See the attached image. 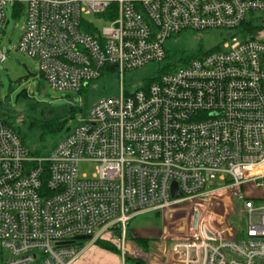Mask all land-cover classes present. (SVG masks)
I'll use <instances>...</instances> for the list:
<instances>
[{
	"label": "built area",
	"instance_id": "obj_1",
	"mask_svg": "<svg viewBox=\"0 0 264 264\" xmlns=\"http://www.w3.org/2000/svg\"><path fill=\"white\" fill-rule=\"evenodd\" d=\"M10 2L25 10L15 50L36 61L51 90L80 91L103 72L119 76L120 90L40 154L0 118V264H71L105 234L123 257L133 218L186 202L198 218L187 241L173 245L175 262L264 264V193H242L251 182L264 191V27L254 38L239 30L253 13L264 19V0H0V39ZM89 13L108 25L97 30L83 19ZM187 29L245 36L168 64L126 92L123 73L162 61L164 40ZM81 161L94 163L91 177L78 175ZM172 182L180 195L171 196ZM217 190L239 205L242 225L203 222Z\"/></svg>",
	"mask_w": 264,
	"mask_h": 264
},
{
	"label": "rangeland",
	"instance_id": "obj_2",
	"mask_svg": "<svg viewBox=\"0 0 264 264\" xmlns=\"http://www.w3.org/2000/svg\"><path fill=\"white\" fill-rule=\"evenodd\" d=\"M5 14L8 22L2 28L0 39L1 50L5 53V60L0 63V118L5 119L18 130L25 146L30 151H34L40 147L41 143L39 140L40 131L37 128L28 127L27 123L28 116L40 117V107L33 109V103L38 102L41 106L53 108L75 104L83 107L88 113L90 107L96 102L118 95L120 90L119 76L116 73L103 72L98 78L84 83L80 91L55 92L51 90L38 75L36 61L15 50L25 21V10H18L17 5L10 2L6 6ZM83 19L99 31L108 25V21L93 13L83 15ZM233 36L236 39H242L245 35L234 29L199 31L187 29L173 34L166 38L163 43L167 53L166 58L162 61H149L140 67L125 71L122 75L123 88L126 92H130L142 85L144 80L157 76L158 72L166 65L175 63L181 58L222 48L223 42L230 41ZM60 138L61 136L55 137L51 141L52 144ZM51 142L48 144V149ZM94 166L93 162H79L77 165L78 175L91 177L95 169ZM211 182L216 181L212 180ZM242 193L249 197H257L262 196L264 191L262 188L255 187L254 183L251 182L242 185ZM213 194V197L206 202V209L201 215L203 222H207L210 218L214 225L218 224L224 227L230 219L234 225L237 222L242 225L238 215L240 212L239 205L233 200V197L223 195L221 190H217ZM196 210L192 203L186 202L173 206L168 211L141 213L136 216L134 222H131L130 226L128 225L125 236V247L131 253L129 256L134 255L133 258L146 264V261L130 251L131 249L132 251L140 250L142 254L149 253L164 264H176L177 262L173 258L175 257L177 260L178 256L171 253L172 247L175 243L187 241L190 233L189 222ZM218 218H221L220 223ZM141 234L149 237H142ZM104 238L111 241L108 234H105ZM134 238L148 239L147 250L137 246ZM90 245L86 244L82 249L84 250ZM0 253H6L1 245Z\"/></svg>",
	"mask_w": 264,
	"mask_h": 264
},
{
	"label": "trees",
	"instance_id": "obj_3",
	"mask_svg": "<svg viewBox=\"0 0 264 264\" xmlns=\"http://www.w3.org/2000/svg\"><path fill=\"white\" fill-rule=\"evenodd\" d=\"M17 7L18 10L22 8V6L20 5H17ZM262 27H264L263 16L260 14L253 13L240 24L239 30L244 34L245 33L248 34L250 38H254L257 33V30L261 29ZM190 57L191 56L186 57L185 61L188 60ZM159 72H161V70ZM155 77L144 80L145 83L144 85L154 80ZM38 107H40V117L35 118L33 116H28L27 118L28 127H34L40 131L39 140L41 145L39 148L33 151L34 154H40L46 151L48 149L47 147L49 146L48 144L52 140H54L55 137L63 136L67 132H69L71 128L75 125L76 117L79 114H83L85 112V109L83 107L75 104L65 105L57 108H53L49 106H41L38 104V102L32 104L33 109H36ZM3 120L20 135L18 130H16L8 121H6L5 119ZM133 240L137 246L147 250L149 246L148 239L134 238ZM87 242H88L87 240H83L79 243L80 245H85ZM93 244L118 252V249L113 244L112 240L110 241L105 238H98L94 241ZM123 259L126 264H144L142 261L133 258L129 255L123 256Z\"/></svg>",
	"mask_w": 264,
	"mask_h": 264
},
{
	"label": "crops",
	"instance_id": "obj_4",
	"mask_svg": "<svg viewBox=\"0 0 264 264\" xmlns=\"http://www.w3.org/2000/svg\"><path fill=\"white\" fill-rule=\"evenodd\" d=\"M143 213H151V212L146 211ZM135 218H133L129 222V226H130L131 222L132 223L134 222ZM141 236L142 237H149L147 235H142V234H141ZM113 243L116 245L118 252L100 247L96 244H91L89 247H86L84 250L82 249L80 251L79 255H77V257L72 261L71 264H123L124 259L121 255L122 254L121 246L116 241ZM130 251L134 252V251H132V249Z\"/></svg>",
	"mask_w": 264,
	"mask_h": 264
},
{
	"label": "water",
	"instance_id": "obj_5",
	"mask_svg": "<svg viewBox=\"0 0 264 264\" xmlns=\"http://www.w3.org/2000/svg\"><path fill=\"white\" fill-rule=\"evenodd\" d=\"M170 194H171L172 197L177 196V195H180L179 191L177 190V186H176V183L175 182H172L171 183V186H170ZM197 218H198V212L195 211L194 214H193V219H192V227L193 228L196 227ZM206 234L208 236H210L209 233L206 232ZM88 238H89V236H86V235H78V236L75 237V239H88ZM72 242H73V240L65 241V242H60V243L61 244H71Z\"/></svg>",
	"mask_w": 264,
	"mask_h": 264
}]
</instances>
